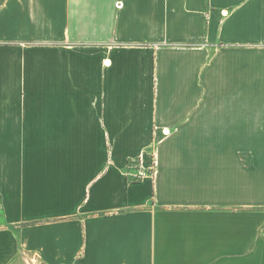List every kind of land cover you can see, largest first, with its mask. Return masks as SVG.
Listing matches in <instances>:
<instances>
[{
    "label": "crops",
    "instance_id": "0c3cea01",
    "mask_svg": "<svg viewBox=\"0 0 264 264\" xmlns=\"http://www.w3.org/2000/svg\"><path fill=\"white\" fill-rule=\"evenodd\" d=\"M0 264H264V0H0Z\"/></svg>",
    "mask_w": 264,
    "mask_h": 264
}]
</instances>
